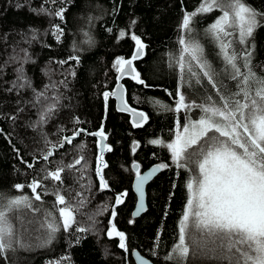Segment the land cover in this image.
Wrapping results in <instances>:
<instances>
[{"label":"trees","instance_id":"trees-1","mask_svg":"<svg viewBox=\"0 0 264 264\" xmlns=\"http://www.w3.org/2000/svg\"><path fill=\"white\" fill-rule=\"evenodd\" d=\"M55 1L53 6L51 0H0V193L27 196L31 202V207L21 206L8 213L14 243L0 254V264H135L134 250L155 264H174L166 262L164 256L178 242L190 173L181 169L177 175L174 166L164 169L148 185L147 211L133 219L136 196L132 166L139 164L145 170L156 164H171L170 152L149 141L170 142L175 138L177 117L181 124L184 122L183 115L161 104L175 106L173 97L182 81L179 68L170 66L171 58L179 55V37L187 35L180 29L184 12H193L202 0ZM246 2L264 13V0ZM61 9L63 19L55 15ZM220 15L219 9L200 14L194 19L195 26L204 32ZM56 26L63 33L59 40L54 34ZM132 34L145 46L142 58L135 62L145 83L123 81L129 106L144 111L148 118L138 128L127 113L116 108L112 95L107 101L103 95L112 93L118 82L116 60L132 57V52H127L130 44L136 50ZM211 43L219 51L218 44ZM243 48L252 53L253 71L264 76V26L254 31ZM21 68L31 87H13V82L20 83L17 69ZM202 82L198 85L192 81L190 87L198 89L188 91V100L203 102L210 86ZM221 82L225 93L235 90V81L225 72L218 74L217 83ZM182 88L189 90L186 82ZM38 92H45L48 98L36 102ZM211 94L215 99L214 91ZM53 103L56 107L47 121L38 123L41 113ZM77 128L91 133L103 128L108 137L111 150L105 155V189L95 173V138L82 134L72 144L55 150L47 161L43 159L51 146H59ZM81 156V164L61 173L63 184L43 179L47 172L74 163ZM29 163L33 167L29 168ZM34 179L42 181L35 193L28 187ZM17 184L24 188L16 189ZM57 192L73 206L75 222L67 231L61 226L50 235L48 223L57 227L63 223L59 209L64 205L56 203ZM122 192H127L124 203L115 205L116 195ZM37 194L39 200L35 199ZM113 208L115 217L111 215ZM113 224L125 233L127 251L119 247V237L108 235ZM81 228L85 231L78 230ZM184 264L219 262L193 255L190 249Z\"/></svg>","mask_w":264,"mask_h":264},{"label":"snow or ice","instance_id":"snow-or-ice-1","mask_svg":"<svg viewBox=\"0 0 264 264\" xmlns=\"http://www.w3.org/2000/svg\"><path fill=\"white\" fill-rule=\"evenodd\" d=\"M216 9H219L222 15L206 29V34L218 44L219 55L225 65L224 71L228 79L235 81V91H223L222 82L217 83L214 70L203 56L202 45L190 35L186 39L182 34L178 41L181 45L179 55L172 57L170 62V66L179 68L182 83L173 97L174 108L163 104L161 106L175 113L182 110L190 112L193 108H198L200 115L198 119L187 117L183 124L177 117L175 138L170 142L165 143L159 139L149 141L151 144L165 147L170 152L171 164L161 163L146 175H141L138 164L133 165L136 169V191L140 193V205L136 214L144 210V185L153 175L171 166L178 170L177 175L179 170H185L190 175L186 178L187 198L182 218L179 220L178 242L174 243L164 260L184 264L191 249L193 255L205 256L219 264H264V76H258L253 71L252 53L248 48L234 47V42L246 45L254 31L264 26V13L252 8L246 0H202L193 12H184L181 32L190 34L195 17ZM63 11L61 9L55 15L63 19ZM54 34L59 40L63 34L59 26H56ZM120 35L123 37L125 33L121 32ZM131 39L135 41L134 54L130 59L118 58L115 65L121 75L126 74L137 83L144 84L133 66V61L143 55L145 46L135 34L131 35ZM17 72L20 73L17 76L20 83L13 82V87H31V82L24 77L22 68L17 69ZM202 80H206L210 86L209 93L202 98L203 102L186 101L182 91L183 83H189L191 86L194 81L199 85ZM47 87L45 86L46 89ZM33 91L36 92L35 89ZM113 94L105 92V101ZM41 98H48L45 92L36 93V102ZM55 107V103L49 105L47 110L41 113L38 123L46 122ZM123 110L133 112L135 127H141L148 119L142 112H135L126 107ZM85 133L83 128L75 129L71 135L60 141L59 147L72 144L77 137ZM86 134L100 138L101 155L97 158L95 173L99 177L100 187L105 189L108 184L103 176V168L107 165L103 163V152L111 149L103 143L106 139L103 128ZM53 155L52 151H48L43 159L47 161ZM83 159L81 156L74 163L49 171L43 179L51 178L63 184L61 173L65 168H75ZM28 167L33 165L29 163ZM41 183V180L34 179L28 187L35 193ZM15 188L22 190L24 185L17 184ZM126 196L127 192L117 194L115 205L124 203ZM35 199L39 200L40 195L37 194ZM56 203L64 205L59 209V216L63 221V229L67 231L75 222L74 208L59 192L56 193ZM80 204L82 205L83 201H80ZM21 206L31 207L29 197H6L0 193V254L13 247L14 233L8 213ZM111 215L115 217V208L112 209ZM47 227L50 235L59 230L54 222L48 223ZM78 230L85 231L82 228ZM113 234L119 237V247L127 251L125 233L117 231L114 224L108 235ZM136 255L137 264H150L149 260L141 257L139 253ZM153 255L156 253L153 252Z\"/></svg>","mask_w":264,"mask_h":264},{"label":"water","instance_id":"water-1","mask_svg":"<svg viewBox=\"0 0 264 264\" xmlns=\"http://www.w3.org/2000/svg\"><path fill=\"white\" fill-rule=\"evenodd\" d=\"M143 53H144V49H143ZM142 57V56H141ZM140 57V58H141ZM139 58V59H140ZM139 59H137V60H139ZM137 60H135V61H133V66L135 67V65H134V63L137 61ZM135 69H136V67H135ZM132 78L131 76H128V75H121V73L119 74V78H118V82H117V84H116V86H115V88H114V90L112 91V93H114L113 95H112V98L115 100V103H116V108L119 110V111H122V112H126L127 114H129L130 115V118H131V120L133 121L134 120V114H133V112L132 111H127V110H123L125 107L126 108H128V109H133V108H131L130 106H129V104L127 103V101H126V96H125V92H126V88L124 87V85H123V82H122V80H123V78ZM118 86H122V87H118ZM122 96V98H120ZM133 110H135V112H142V113H144L145 115H146V113L144 112V111H142V110H137V109H133ZM86 133H88V132H86ZM84 134V135H86L87 137H91V138H95L96 140H97V158L101 155V153H100V144H101V141H100V138L99 137H97V136H91V135H87V134ZM94 133V132H93ZM105 136H106V139L103 141V143H105V144H109L108 143V137H107V135L105 134ZM77 138H79V137H77ZM76 138V139H77ZM66 145V144H65ZM64 145V146H65ZM109 146V145H108ZM137 147V144H135L134 146H133V148H136ZM53 149H55L56 151H58V150H60L61 148L59 147V146H57V147H53ZM53 153H54V151L53 150H51ZM108 153V151L106 150V151H104L103 152V163L104 164H106V161H105V155ZM52 157V156H51ZM50 158V157H49ZM97 163H98V159L96 160V166H97ZM156 166H158V164H156V165H153V166H151V167H149L148 169H146V170H144L143 172H141V175H146V174H148L154 167H156ZM104 169V168H103ZM133 170L136 172V169L133 167ZM161 173V170L160 171H158L155 175H153L146 183H145V185H144V210L143 211H141L138 215L136 214V211H137V208L139 207V205H140V193L139 192H137L136 191V177L133 179V183H132V190H133V192H134V194H135V196H136V204H135V207H134V210H133V212H132V217L134 218V219H137L138 217H140L142 214H144L146 211H147V209H148V192H147V188H148V185L159 175ZM99 178V177H98ZM126 243V242H125ZM137 253H139L140 254V256L141 257H143V258H145V259H147V260H149V262H150V264H155L153 261H151L149 258H147L146 256H144L143 254H141L140 253V251H138V250H134L133 252H132V258H133V260H134V263L135 264H137Z\"/></svg>","mask_w":264,"mask_h":264},{"label":"rangeland","instance_id":"rangeland-1","mask_svg":"<svg viewBox=\"0 0 264 264\" xmlns=\"http://www.w3.org/2000/svg\"><path fill=\"white\" fill-rule=\"evenodd\" d=\"M195 19V18H194ZM193 19V21H192V25H191V27H192V32L190 33V34H187L185 37H186V39L189 37V35L192 37V38H194L195 40H197L201 45H202V47H203V56L207 59V61H208V63L211 65V67H213V62H212V60H213V56L216 54L215 53V47H214V45L212 44H210V41H212V42H214V44H216L215 43V41L212 39V37L210 36V35H208V34H206V31H204V32H200L197 28H196V26H195V21L196 20H194ZM215 21V20H214ZM213 23V22H212ZM211 23V24H212ZM210 24V25H211ZM209 25V26H210ZM209 26L207 27V29L209 28ZM209 41V43H208V41ZM243 46L244 45H239V44H236L235 42H234V47L235 48H237V49H243ZM217 49H219V46L217 45ZM219 51H220V49H219ZM218 50H217V53L219 52ZM214 52V53H213ZM217 55V54H216ZM218 57V56H217ZM211 59V63L209 62V60ZM193 64H194V66H195V62H193ZM186 85L187 86H189V83H186ZM191 88H193V87H190L189 86V93H190V90H191ZM188 90V89H187ZM186 96V95H185ZM186 98H187V96H186ZM187 99H189V98H187ZM197 102V101H196ZM199 115H200V110L198 109V108H193L190 112H189V116L192 118V119H198L199 118ZM183 120L185 121L186 120V118H183ZM137 144V143H136ZM135 145V144H134ZM138 145V144H137ZM137 148V147H136Z\"/></svg>","mask_w":264,"mask_h":264},{"label":"bare ground","instance_id":"bare-ground-1","mask_svg":"<svg viewBox=\"0 0 264 264\" xmlns=\"http://www.w3.org/2000/svg\"><path fill=\"white\" fill-rule=\"evenodd\" d=\"M51 5H53V6H55V5H57V2L55 1V0H51ZM129 54L132 52V55L134 54V52H135V48L134 47H132V45L130 44V47H129V49H128V51H127ZM215 53L217 54H215L214 56H213V60H212V62H213V67H212V69L214 70V72H215V74H216V76H215V78H216V80H217V77H218V74H220V75H222L225 71H224V68H225V65H224V63H223V59H222V57L219 55V52L217 53V50L215 51ZM218 56V57H217ZM218 59L220 60V62H218ZM209 62L211 63V59L209 60ZM177 72H178V70H177ZM186 75V74H185ZM178 76H179V72H178ZM206 81V80H205ZM201 84H203V82L201 83ZM196 89H198V88H191V90H190V93L192 92V91H195ZM176 90V89H175ZM182 91L184 92V94L186 95H188V91L189 90H185V89H183L182 88ZM235 91V90H234ZM167 93L169 92L168 90L166 91ZM186 95V96H187ZM192 96V95H191ZM173 97V95L172 96H170V98H172ZM131 124L132 125H134L133 124V121L131 120ZM135 127V126H134ZM135 128H138V127H135ZM51 150H53V151H55V149H53V146H51L50 148H49V151H51ZM164 169H162L161 170V172L163 171ZM134 219V218H133ZM61 226H62V224H61V222H59V225H58V228H61Z\"/></svg>","mask_w":264,"mask_h":264},{"label":"flooded vegetation","instance_id":"flooded-vegetation-1","mask_svg":"<svg viewBox=\"0 0 264 264\" xmlns=\"http://www.w3.org/2000/svg\"><path fill=\"white\" fill-rule=\"evenodd\" d=\"M186 101H188V99L186 98ZM177 115L181 114L183 115V118H187L189 117V112H185L184 110H182L180 113H176ZM146 170V169H145ZM140 173L143 172L144 170H142L141 168L139 169ZM135 176H136V173H135ZM148 192V190H147Z\"/></svg>","mask_w":264,"mask_h":264}]
</instances>
